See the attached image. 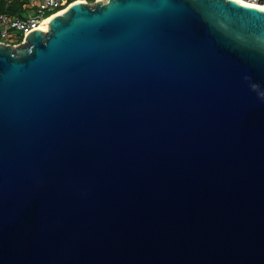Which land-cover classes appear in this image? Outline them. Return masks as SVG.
<instances>
[{
    "label": "water",
    "instance_id": "obj_1",
    "mask_svg": "<svg viewBox=\"0 0 264 264\" xmlns=\"http://www.w3.org/2000/svg\"><path fill=\"white\" fill-rule=\"evenodd\" d=\"M48 22L0 43V264H264V8Z\"/></svg>",
    "mask_w": 264,
    "mask_h": 264
},
{
    "label": "built area",
    "instance_id": "obj_2",
    "mask_svg": "<svg viewBox=\"0 0 264 264\" xmlns=\"http://www.w3.org/2000/svg\"><path fill=\"white\" fill-rule=\"evenodd\" d=\"M10 3L12 0H5ZM23 2L22 14H0V43L16 45L32 30L39 29L42 21L67 8L76 0H18ZM87 2L86 0H82ZM255 7L264 6V0H242ZM6 4V6H7ZM63 7V8H62Z\"/></svg>",
    "mask_w": 264,
    "mask_h": 264
},
{
    "label": "trees",
    "instance_id": "obj_3",
    "mask_svg": "<svg viewBox=\"0 0 264 264\" xmlns=\"http://www.w3.org/2000/svg\"><path fill=\"white\" fill-rule=\"evenodd\" d=\"M88 1L91 2L94 0H88ZM6 4L7 3L5 0H0V14L3 12H6L8 14H18V15L22 14V9L24 4L23 2L18 0H12L10 3L7 4V6Z\"/></svg>",
    "mask_w": 264,
    "mask_h": 264
},
{
    "label": "bare ground",
    "instance_id": "obj_4",
    "mask_svg": "<svg viewBox=\"0 0 264 264\" xmlns=\"http://www.w3.org/2000/svg\"><path fill=\"white\" fill-rule=\"evenodd\" d=\"M238 1L241 2V3H243V4H245L242 0H238ZM76 2H83V1H82V0H76V1L72 2L70 5L75 4ZM70 5H69V6H70ZM259 8H264V6H261V7H259ZM65 10H66V8H64V9H62V10L56 12L54 15H51V16H49L48 18H46L44 21L41 22V24H40V26H39V29L42 30L43 32H46V31L48 30L47 26L49 25L48 20H49L51 17L55 16L56 14H61V13L64 12Z\"/></svg>",
    "mask_w": 264,
    "mask_h": 264
},
{
    "label": "rangeland",
    "instance_id": "obj_5",
    "mask_svg": "<svg viewBox=\"0 0 264 264\" xmlns=\"http://www.w3.org/2000/svg\"><path fill=\"white\" fill-rule=\"evenodd\" d=\"M95 2H96V0L91 1V2L87 0V3L90 4V5H93Z\"/></svg>",
    "mask_w": 264,
    "mask_h": 264
}]
</instances>
